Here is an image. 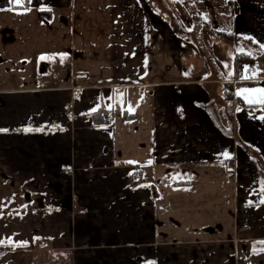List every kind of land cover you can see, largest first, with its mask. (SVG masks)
<instances>
[{"label":"crops","instance_id":"obj_1","mask_svg":"<svg viewBox=\"0 0 264 264\" xmlns=\"http://www.w3.org/2000/svg\"><path fill=\"white\" fill-rule=\"evenodd\" d=\"M25 7L0 0V264H264V105L237 95L264 0Z\"/></svg>","mask_w":264,"mask_h":264},{"label":"snow or ice","instance_id":"obj_2","mask_svg":"<svg viewBox=\"0 0 264 264\" xmlns=\"http://www.w3.org/2000/svg\"><path fill=\"white\" fill-rule=\"evenodd\" d=\"M10 5H13L16 8H24L23 12H17L16 14H27V11H30V8L25 7V5H30L32 3V0H8ZM4 9H0V11H3ZM7 11H13V8L10 7L8 9H6ZM41 10H50V9H41ZM190 30V29H189ZM63 58V57H62ZM41 59H44V57H41ZM247 71V69H246ZM245 79H247L248 77L245 76ZM244 93H259V96L256 97L255 99H250L248 96H244V98L247 100L248 103L252 104V103H258L260 105H264V88L261 89H241L240 91L237 92L238 96H241ZM93 112L97 111V109H93ZM260 119L264 120V116H261ZM29 129H25V131H28ZM43 130V129H40ZM225 159H230V156L227 152L223 153ZM127 163H134L132 161H128ZM131 175V174H130ZM261 191H264V181H261ZM260 203H264V199H262L260 201ZM5 243L4 241H0V244ZM7 243H11V241H7ZM260 244H264V241H260L258 242ZM23 246V245H21ZM262 251H264V249H262Z\"/></svg>","mask_w":264,"mask_h":264},{"label":"trees","instance_id":"obj_3","mask_svg":"<svg viewBox=\"0 0 264 264\" xmlns=\"http://www.w3.org/2000/svg\"><path fill=\"white\" fill-rule=\"evenodd\" d=\"M215 33L221 37L222 39L226 40L227 42L231 43V44H237L238 39H243V38H239L238 36L234 35L232 32H226V31H215ZM253 57H251L249 54L247 53H243V52H239L236 51L234 53V65H235V70H238V63L240 61H252ZM228 97L231 99L232 94L229 92L228 93Z\"/></svg>","mask_w":264,"mask_h":264},{"label":"built area","instance_id":"obj_4","mask_svg":"<svg viewBox=\"0 0 264 264\" xmlns=\"http://www.w3.org/2000/svg\"><path fill=\"white\" fill-rule=\"evenodd\" d=\"M243 70H244V68H242V66L239 65L238 66V72L240 74H242ZM85 77H86V75H78V76H76V78H85ZM244 81H245L244 79H233V80H231L229 82V86L226 88V91L228 93L230 92L233 95V93H234L236 88H241V87L244 86V84H243ZM105 123H109V118L108 117L105 118ZM232 167H233V164L230 163V162L226 165L227 169H231ZM134 179L138 180L139 177L137 175H135ZM39 246H42V244H39Z\"/></svg>","mask_w":264,"mask_h":264},{"label":"rangeland","instance_id":"obj_5","mask_svg":"<svg viewBox=\"0 0 264 264\" xmlns=\"http://www.w3.org/2000/svg\"><path fill=\"white\" fill-rule=\"evenodd\" d=\"M239 50H247V47L245 46V47H242V49H239ZM251 50V49H250ZM249 50V51H250ZM253 56V61L252 62H246V61H240L239 63H238V66L240 65V66H242V68H244V70H243V72L246 70V68H249L250 66H253V64L252 63H255V59H257L256 58V56L257 55H252ZM232 98V97H231Z\"/></svg>","mask_w":264,"mask_h":264}]
</instances>
